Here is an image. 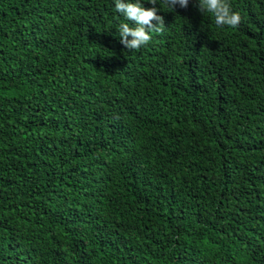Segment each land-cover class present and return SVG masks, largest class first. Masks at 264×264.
I'll list each match as a JSON object with an SVG mask.
<instances>
[{"label":"trees","instance_id":"trees-1","mask_svg":"<svg viewBox=\"0 0 264 264\" xmlns=\"http://www.w3.org/2000/svg\"><path fill=\"white\" fill-rule=\"evenodd\" d=\"M0 264H264V0H0Z\"/></svg>","mask_w":264,"mask_h":264}]
</instances>
